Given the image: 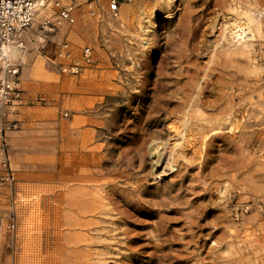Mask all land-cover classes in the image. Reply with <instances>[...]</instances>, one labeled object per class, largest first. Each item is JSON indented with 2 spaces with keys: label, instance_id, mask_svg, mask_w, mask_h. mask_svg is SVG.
Wrapping results in <instances>:
<instances>
[{
  "label": "rangeland",
  "instance_id": "374dc122",
  "mask_svg": "<svg viewBox=\"0 0 264 264\" xmlns=\"http://www.w3.org/2000/svg\"><path fill=\"white\" fill-rule=\"evenodd\" d=\"M74 17L70 58L33 29L13 60L24 103L0 109V264H264V0ZM86 46L92 62L63 71ZM189 92L201 103L161 102Z\"/></svg>",
  "mask_w": 264,
  "mask_h": 264
},
{
  "label": "built area",
  "instance_id": "2783aa9c",
  "mask_svg": "<svg viewBox=\"0 0 264 264\" xmlns=\"http://www.w3.org/2000/svg\"><path fill=\"white\" fill-rule=\"evenodd\" d=\"M104 1L105 7L101 0H0V109L18 108L24 103L19 66L13 62L11 50L21 49L28 33L35 29L43 35L59 36V54L70 58L68 36L75 23V10L85 6L91 17H115L120 3L126 0ZM91 53L89 47H83L79 58L61 69L77 73L92 62Z\"/></svg>",
  "mask_w": 264,
  "mask_h": 264
},
{
  "label": "bare ground",
  "instance_id": "6f19581e",
  "mask_svg": "<svg viewBox=\"0 0 264 264\" xmlns=\"http://www.w3.org/2000/svg\"><path fill=\"white\" fill-rule=\"evenodd\" d=\"M234 23V22H233ZM235 23H237L236 21H235ZM239 24V23H238ZM242 24V23H241ZM240 24V25H241ZM232 26V25H231ZM239 26V25H238ZM242 26V25H241ZM240 27V26H239ZM231 28V27H230ZM230 28H228V31H229V29ZM237 28V27H236ZM225 29V28H224ZM232 29V28H231ZM234 29V28H233ZM232 29V30H233ZM238 29V28H237ZM248 33L250 32V31H247ZM231 34V33H230ZM230 36H235L236 38H237V40H239V39H241V40H243V38H245L246 36H245V29H243V28H241L240 30H234V32L230 35ZM253 36V35H252ZM233 38V37H232ZM246 39V38H245ZM239 42V41H238ZM227 43V42H226ZM242 48V47H241ZM20 53V49L19 48H16V49H13V50H11V56L13 57V58H15L18 54ZM203 89V88H202ZM204 90V89H203ZM191 91V90H190ZM200 92V91H199ZM199 92H198V94L195 96V98H193L192 97V93L191 92H189V94H183L182 95V97L180 98V99H178V101H174V100H172V96H171V94H168V95H166V96H164L163 98H162V100H161V102L163 103V104H166V105H175V107H174V109L172 110V114L178 109V108H180L181 106H183V105H185L190 99H191V97L194 99V103L195 104H198L199 102H200V94H202V92H200V94H199ZM222 99V98H221ZM192 100V99H191ZM201 103V102H200ZM199 103V104H200ZM188 105V104H187ZM193 105V104H192ZM198 106V105H197ZM182 108V107H181ZM221 125V123H217L216 125L218 126V125ZM215 124H212V123H210V126L209 127H212V128H215V127H217ZM193 127V126H192ZM197 128H196V136L197 135H200V134H203V133H205L207 130V125H197L196 126ZM187 128V127H186ZM189 128V127H188ZM195 128V127H194ZM191 129V128H190ZM189 130V129H188ZM175 134V135H177L178 133H177V127H175V126H173V125H169L168 127H167V134ZM182 133V132H181ZM180 133V134H181ZM195 134V133H194ZM185 133H183V135L181 136V138H184L185 137ZM158 149V148H157ZM157 149L155 150V151H153V152H151L150 154H152V155H154L153 157H155L156 158V160H157V162H160L161 160H159L160 159V156H161V154H160V152H158L157 151ZM155 160V161H156ZM158 165V164H157ZM154 166H156L155 165V163H154V165L152 166V168H154Z\"/></svg>",
  "mask_w": 264,
  "mask_h": 264
},
{
  "label": "crops",
  "instance_id": "0c3cea01",
  "mask_svg": "<svg viewBox=\"0 0 264 264\" xmlns=\"http://www.w3.org/2000/svg\"><path fill=\"white\" fill-rule=\"evenodd\" d=\"M0 161H1V160H0ZM0 175L4 176V173H3L2 170L0 171ZM1 178H2V177H1ZM1 184L5 185L4 183H1ZM1 221H2V220H1Z\"/></svg>",
  "mask_w": 264,
  "mask_h": 264
}]
</instances>
